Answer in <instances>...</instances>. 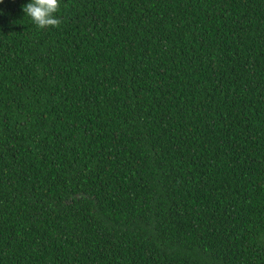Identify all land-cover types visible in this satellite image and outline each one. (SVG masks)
<instances>
[{"label": "trees", "instance_id": "16d2710c", "mask_svg": "<svg viewBox=\"0 0 264 264\" xmlns=\"http://www.w3.org/2000/svg\"><path fill=\"white\" fill-rule=\"evenodd\" d=\"M0 2V264H264V0Z\"/></svg>", "mask_w": 264, "mask_h": 264}, {"label": "clouds", "instance_id": "9594fccd", "mask_svg": "<svg viewBox=\"0 0 264 264\" xmlns=\"http://www.w3.org/2000/svg\"><path fill=\"white\" fill-rule=\"evenodd\" d=\"M59 7V0H30L29 3L23 5V11L37 26L43 29L48 26L58 27L60 25L61 20L55 15Z\"/></svg>", "mask_w": 264, "mask_h": 264}]
</instances>
